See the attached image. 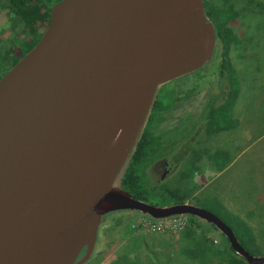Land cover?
I'll use <instances>...</instances> for the list:
<instances>
[{"label":"water","instance_id":"obj_1","mask_svg":"<svg viewBox=\"0 0 264 264\" xmlns=\"http://www.w3.org/2000/svg\"><path fill=\"white\" fill-rule=\"evenodd\" d=\"M215 44L204 0L52 5L40 39L0 77V264H84L119 210L196 216L264 264L212 211L120 186L160 86L208 62Z\"/></svg>","mask_w":264,"mask_h":264},{"label":"rangeland","instance_id":"obj_2","mask_svg":"<svg viewBox=\"0 0 264 264\" xmlns=\"http://www.w3.org/2000/svg\"><path fill=\"white\" fill-rule=\"evenodd\" d=\"M233 1L235 9L241 10L247 24L246 73L243 75L241 87L242 99L240 98L238 102V110L242 114L246 133L240 139L237 133L239 129L233 130L229 143L230 155L227 158L211 159L210 166L214 168L212 171L205 163H200V168L194 175L197 187L188 202L208 210H216L212 201L219 200L227 211L242 216L255 235L256 248L252 254L264 256V0ZM27 36L18 17L9 12L7 0H0V75L11 65L13 53L21 45V40ZM236 139L240 141L237 143ZM220 165L224 166L222 170H216ZM178 168L175 166L172 173L159 180L158 171L153 170L151 164L146 170L147 178L150 183L164 182L175 185L177 180L175 173ZM147 200L156 205H166L170 201L168 198L160 199L154 194L149 195ZM141 215L144 214L136 210L105 214L104 221L98 229L99 238L97 233L94 256L89 263H85L121 264L119 254L128 251H131L133 257L131 236H144L152 253L161 259V262L164 261L166 264L183 262V256L179 251L184 244L181 242V234L189 226L188 216L186 225L181 230L161 231L148 227L147 231L141 225H137ZM199 223L200 231L206 232V236L215 246H227L224 236L218 229L208 226L202 219ZM144 245V249L149 251L147 245ZM137 259L140 264H153L154 260L151 254L146 258Z\"/></svg>","mask_w":264,"mask_h":264},{"label":"flooded vegetation","instance_id":"obj_3","mask_svg":"<svg viewBox=\"0 0 264 264\" xmlns=\"http://www.w3.org/2000/svg\"><path fill=\"white\" fill-rule=\"evenodd\" d=\"M217 1L223 7L234 5L233 0ZM241 13L235 8L219 11V21L210 20L216 34L213 57L198 69L164 83L156 94L158 107H152L146 124L157 138L151 156L156 157L152 169L158 171L159 180L175 166L179 167L175 173L178 179L189 162H195L198 169L205 163L212 171L211 159L230 155L233 130L239 129L240 139L246 133L238 110L247 60V24ZM219 23L233 37L227 45L217 35ZM198 169L192 175L193 183Z\"/></svg>","mask_w":264,"mask_h":264},{"label":"trees","instance_id":"obj_4","mask_svg":"<svg viewBox=\"0 0 264 264\" xmlns=\"http://www.w3.org/2000/svg\"><path fill=\"white\" fill-rule=\"evenodd\" d=\"M56 1L58 0H7L9 12L18 17L19 23L28 36L21 40V45L17 48L15 53L12 51V63L3 71L0 77L40 39L50 20V9ZM219 4L217 0H204L205 13L207 17H210L209 19H212L214 22L219 21V11L233 10L235 8L234 5L223 7ZM217 35L224 45H227L233 38L229 29L222 27L220 23L219 25L217 24ZM152 107H158L156 99ZM156 141L157 138L151 134L148 124H145L135 149L123 171L120 186L133 197L147 202H149L147 197L151 194H154L160 199L162 197L170 199L166 204L189 201L192 192L197 187L196 184L191 181L193 173L198 169V165L195 164V162L187 163L186 167L179 172L175 185L164 182L150 183L148 180L146 170L156 158L154 155L151 156V152L155 150L154 143ZM223 167L224 166L220 165L216 167V170L220 171ZM212 202L215 203L216 210L210 211L218 215L228 224L234 231L240 244L252 253L253 249L256 248V239L250 225L237 214L227 211L219 200H214ZM187 216L189 218V226L186 227L181 234V242L184 244L179 251L184 261H180L178 264H249L243 257L234 252L228 239L223 234L227 246H215L213 241L206 236V232L200 231V219L193 215ZM208 226L217 229L210 223H208ZM130 240L131 250L134 251V256L131 257V251L119 254L118 258L121 264H140L137 258H146L148 254H151L154 259L153 264H166L164 261L161 262V259H158L156 255L152 253L149 243L144 236H131ZM144 244L147 245L149 251L144 249ZM85 249V247L82 249L79 257L84 254ZM93 256L94 253L91 254L86 263H89Z\"/></svg>","mask_w":264,"mask_h":264},{"label":"built area","instance_id":"obj_5","mask_svg":"<svg viewBox=\"0 0 264 264\" xmlns=\"http://www.w3.org/2000/svg\"><path fill=\"white\" fill-rule=\"evenodd\" d=\"M186 216L187 215H175L168 218H152L147 215H141L139 218L137 225H141L144 229L148 231V227L152 230L158 229L161 231H165L168 229H182L186 225ZM137 225H133L134 227Z\"/></svg>","mask_w":264,"mask_h":264},{"label":"crops","instance_id":"obj_6","mask_svg":"<svg viewBox=\"0 0 264 264\" xmlns=\"http://www.w3.org/2000/svg\"><path fill=\"white\" fill-rule=\"evenodd\" d=\"M219 174V172L218 173H216L215 175L217 176ZM207 183V181L204 183V184H206ZM236 213H238V212H236ZM239 217H241L242 218V216H239ZM243 219V218H242ZM243 220H245V219H243Z\"/></svg>","mask_w":264,"mask_h":264}]
</instances>
